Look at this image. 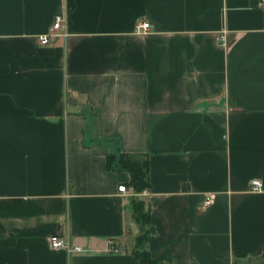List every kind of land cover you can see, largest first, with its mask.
Instances as JSON below:
<instances>
[{
  "label": "crops",
  "instance_id": "obj_1",
  "mask_svg": "<svg viewBox=\"0 0 264 264\" xmlns=\"http://www.w3.org/2000/svg\"><path fill=\"white\" fill-rule=\"evenodd\" d=\"M261 1L0 0V264L263 261ZM58 14L68 36L41 46Z\"/></svg>",
  "mask_w": 264,
  "mask_h": 264
},
{
  "label": "trees",
  "instance_id": "obj_2",
  "mask_svg": "<svg viewBox=\"0 0 264 264\" xmlns=\"http://www.w3.org/2000/svg\"><path fill=\"white\" fill-rule=\"evenodd\" d=\"M143 158L145 160H143ZM148 160L144 156L136 154H122L119 158L115 156L108 157V167L110 169H118L128 171L131 175V181L129 186L135 193H141L145 189H149L150 184L148 181ZM146 176V179L144 178ZM134 213L136 220L141 222L145 216L144 210L140 206L139 202H134ZM148 220V219H147ZM147 223V222H146ZM144 224V223H143ZM147 236L144 235L140 238L138 244L140 246L146 241ZM135 256L138 260L142 261L145 264H161L151 258L148 252L143 251V254L135 253ZM264 261V255L262 257Z\"/></svg>",
  "mask_w": 264,
  "mask_h": 264
},
{
  "label": "built area",
  "instance_id": "obj_3",
  "mask_svg": "<svg viewBox=\"0 0 264 264\" xmlns=\"http://www.w3.org/2000/svg\"><path fill=\"white\" fill-rule=\"evenodd\" d=\"M264 0L261 1L260 6L263 5ZM66 16L65 14H58L56 15L54 19L53 26L51 27V30L49 33L41 35L38 37V42L41 46H47L51 42V38L55 36L57 33H62L63 37H67L68 33L66 31ZM150 30V24L149 23H142L139 24L136 28V32L138 34H146ZM220 42H222V45H225L224 38H221ZM250 190L252 192H262V182L260 180L253 179L249 183ZM119 191L123 194L127 193V187L125 185L119 187ZM213 196H210L207 198L205 202V207H208L212 204ZM49 243L52 249L54 250H65L69 254L72 253H81L82 249L79 247H73L69 240L62 236H52L49 239ZM115 253H118L117 249H114Z\"/></svg>",
  "mask_w": 264,
  "mask_h": 264
},
{
  "label": "rangeland",
  "instance_id": "obj_4",
  "mask_svg": "<svg viewBox=\"0 0 264 264\" xmlns=\"http://www.w3.org/2000/svg\"><path fill=\"white\" fill-rule=\"evenodd\" d=\"M143 160H145L144 158H143ZM144 178L146 179V176H144ZM149 189H145L143 192H147ZM143 192H141V193H143ZM136 194H138V193H136ZM137 202V201H136ZM138 203V202H137ZM139 204H140V206L142 207V209L144 210V214H147L146 213V209L144 208V206L139 202ZM143 216H145L144 217V219L141 221V223L143 224H146V222H147V219H148V215H143ZM140 254H143V250L140 252ZM257 264H264V261H261V262H258Z\"/></svg>",
  "mask_w": 264,
  "mask_h": 264
}]
</instances>
